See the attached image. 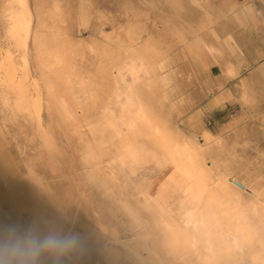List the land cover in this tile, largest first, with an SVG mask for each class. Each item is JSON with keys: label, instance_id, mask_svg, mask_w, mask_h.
Wrapping results in <instances>:
<instances>
[{"label": "rangeland", "instance_id": "374dc122", "mask_svg": "<svg viewBox=\"0 0 264 264\" xmlns=\"http://www.w3.org/2000/svg\"><path fill=\"white\" fill-rule=\"evenodd\" d=\"M74 1L26 0L23 5L19 0H0V64L5 62L6 65L0 76V174L8 176L13 186L9 192L6 191L0 179V202L8 207L15 201L18 206L31 208L25 216H30L29 212L39 205L43 207L41 212L45 217L54 220L51 225L55 228L61 226L63 212L75 213L92 227L93 232L96 231L97 236L100 230L104 231L101 241L106 239L105 235L112 237L115 230L118 232L120 224L124 231L119 235L137 236L139 228L131 227L137 224L120 211L116 202H111L115 206L113 212L121 213V218L110 215L112 210H102L103 192L90 188L86 183L79 184L77 177L83 175L86 178L88 169L81 167V157L84 156L86 161L90 156L88 167L96 172L99 160L93 155L99 154L102 170L116 173V178H112L106 172L104 184L124 193L144 216L155 219L156 210H148L141 192L148 189L179 211L181 203L186 202L190 194L183 190L174 192L166 187L162 171L168 173L171 169L160 168V163L167 162L176 154V150H172L174 147L179 148L188 141L193 149H198L204 146L206 139L203 135L189 132L183 120L174 117L173 105L183 98L178 90L181 83H175V90L169 89L162 82L157 83L156 78L151 79L149 74L144 78L146 83H139L137 88L151 116L147 114V120H139L133 126L137 116L128 109L129 105L126 114V150L128 147L142 150L140 163L133 165L137 172H130L132 165L128 157L124 160L126 168L114 167V164H119L114 161L118 155V137L106 135L107 127L92 131L90 124L106 121L108 127H117L118 113L124 111L116 91L124 88L125 83H114L115 65L124 64L140 54L155 63L154 58H158L159 52L153 50L149 35L156 40L161 35L171 39L173 30L167 18L174 19L188 31H194L203 26L206 19L210 21L206 12L211 16L226 12L227 16L222 17L213 30L217 38L233 36L237 26L230 15V7L252 4L257 14L264 15V0H95L96 11L87 28L82 27L84 24L78 26L72 22ZM80 1L87 6L88 0ZM81 16L80 19H84V15ZM29 19L27 36L21 31L22 36L17 27V35L13 34L15 24L22 26ZM120 50L126 56H119ZM173 52L174 49L168 55L172 56ZM24 56L29 58L28 74L9 65L11 61L21 64ZM126 79L129 81L130 77ZM7 99L11 108H8L10 103ZM37 105L41 107L40 117L30 112ZM135 127L139 128L137 134L133 131ZM225 140L228 147H233V164L229 169L232 166L233 170L241 169L250 162L249 170L241 171L243 177L256 181V187L264 192V153L248 151L246 140ZM113 150L117 153L115 156L112 155ZM109 156L113 157L107 163ZM214 159V155L213 158L202 154L196 157L204 168L211 166ZM32 168L45 192L38 193L27 186L26 177ZM123 173L126 178L120 182L118 176ZM35 183L36 178H33L30 184ZM208 183L212 186L214 181ZM186 185L183 184L182 188ZM94 186L97 188L96 184ZM87 188L90 189L86 191ZM245 198L250 197L246 195ZM214 209L218 212L225 236L236 232L234 220L224 214L227 208L216 205ZM74 217H66L70 218L68 224ZM249 218L253 226L247 238L250 251L264 260V224L253 213ZM9 220H6V225L12 223ZM79 231L78 226L73 230L74 233ZM223 244L229 246V252L233 253L229 241L223 240ZM176 246L181 250L187 248L183 242L176 243ZM251 260L237 254L231 264H249Z\"/></svg>", "mask_w": 264, "mask_h": 264}, {"label": "bare ground", "instance_id": "6f19581e", "mask_svg": "<svg viewBox=\"0 0 264 264\" xmlns=\"http://www.w3.org/2000/svg\"><path fill=\"white\" fill-rule=\"evenodd\" d=\"M19 1L23 5L26 4V0ZM246 9L247 6L240 8L241 11ZM15 27L18 28V32L22 36L24 35L21 31L27 36L30 30V19L25 21L22 26L15 24L12 28V32L17 35ZM2 63L3 64H0V76H2L1 69L6 67L5 62ZM9 65L16 66L18 70L21 69L22 71H25V74L29 73V58L26 56L22 58L21 64H15L11 61ZM154 67L155 64L141 54L132 57L124 64L119 65L117 63L115 65L114 83H125L124 88L121 87L122 89L119 88L116 91L119 99L120 97L125 98V103H122V106H135L137 109V118L132 122L133 126L137 125L139 120H147L142 105L140 103L132 102V100L135 95H138L137 85L139 83H146L144 78L146 75L151 74ZM8 72H10V75L11 71L9 69ZM12 74H14V72ZM127 76L130 77L129 81L126 79ZM5 92L7 93V97H10L6 90ZM6 101L9 102V99ZM11 107L12 105L10 103L8 108ZM30 112H33L40 117L41 107L37 105L35 108H31ZM66 112L69 113V110L66 109ZM100 127L101 125L99 126V129ZM245 130L246 129L239 133V136H237L235 140L240 141L242 139H251V137L247 138ZM205 139L206 143L204 146L199 147L198 149H193L188 141L184 142L179 148L174 147L172 150H176V154L169 160L166 158L168 160L167 162L160 163V168L168 167L171 169L168 173L162 171L166 187L168 186L167 188L174 192L183 190L190 194V198L186 202L181 203L182 207L179 211H175L172 207L166 204L163 199L160 197L158 198L157 195L153 194L148 189L141 192L140 195L144 197L149 208L148 210H156L157 217L155 219L144 216L141 213V209L136 208L131 204L128 198L124 196V193H119L115 187H108L104 184V179L107 175L116 178V173L108 172L105 169L102 170L103 163L100 161L101 156L99 154L93 155L94 158L99 160L97 171L94 172V170L92 171L87 166V178L91 183L96 184V189L98 191L104 193V204L109 203V201L116 202L120 211L124 215L127 214L133 222L137 224H132V229H137L138 227L140 230V234L137 236L119 235V232L116 230L114 231L113 236L111 237L112 241L121 245L127 244L128 248L120 250L111 247L109 251L107 250V252L103 253L106 257L105 259L108 260L107 264H145L144 261L147 259L146 257H153L156 259L157 263L152 260V264H231L232 258L237 254H240L242 257H250L252 260L249 264H264V260L258 254L254 255L251 253L248 245L249 239H247L250 235V233L248 235L249 229L253 228L249 218L250 213H253L254 216L260 219L264 224V192L256 187V181H253L251 185L248 183H241L238 180L239 173L232 174V172H228L223 167L225 164L224 159L216 157V152H214L216 147H220L221 149L225 147L226 140L223 137H215L208 132ZM141 151L134 149L133 147H128L127 150L119 153L114 158V161L116 163L118 162L120 167H122L124 166L125 158L128 157V160L132 165L130 172L135 174L137 171L133 165L140 163ZM85 154L86 152L84 155ZM199 154H202V156H210V158H213L214 155L216 159H214L213 162L211 161V166L207 165L208 168H204L202 162L200 163L199 161H196V157L199 156ZM91 159L89 156L87 163L85 162V164L89 165ZM33 178H36V183L31 186L30 182ZM0 179L4 189L9 192L13 187L10 178L4 174H0ZM212 181H214V183L210 186L208 182ZM185 183L187 185L182 188V185ZM1 184L0 187L2 189ZM26 184L35 192H40V182L33 168L26 177ZM119 186L122 188L121 185ZM32 190L30 192H32ZM246 195L250 198H245ZM25 203L26 202H23V204ZM20 204H22V202ZM216 205H222L227 208L224 214L231 216L230 218L234 220L236 232L225 236L221 231L222 225L220 224V219L217 217L218 212L214 209ZM29 209L31 208L20 205L18 206L15 201H13L8 207L0 202V226L6 225V220L14 217L18 223L25 221L27 226L36 224L41 229L53 227L51 221H49L44 213L41 212L43 207L38 205L34 211L29 212L30 217L28 218L25 216L28 212H25L29 211ZM117 221L118 223L120 222L119 220ZM78 224H81V222L76 221V217H74L73 222L64 225L61 230L64 232H73L75 226L77 228ZM102 233H104V231L101 230L99 236H97L95 231L89 237V240L95 239L101 241V235L104 236ZM76 234H78L82 240V234H80V231L76 232ZM223 240L229 241L233 253L229 252V246H224ZM180 242H183L187 248L182 250L178 249L176 243ZM89 262L90 261H88V263ZM51 263L52 262H50V264Z\"/></svg>", "mask_w": 264, "mask_h": 264}, {"label": "crops", "instance_id": "0c3cea01", "mask_svg": "<svg viewBox=\"0 0 264 264\" xmlns=\"http://www.w3.org/2000/svg\"><path fill=\"white\" fill-rule=\"evenodd\" d=\"M75 2L76 4L71 6V11L75 9V12H72V22L74 21L78 26L84 24L82 27L87 28L86 25L90 24L93 13L96 11L95 0L86 1V7L83 1L75 0ZM244 6H247V9L241 11L240 8ZM229 12L237 29L233 36L222 38H217L213 29L222 17L227 16L226 12H221L216 16H211L206 12V18L208 16L210 21L206 19L205 24L194 31H188L176 24L174 19L169 20L167 18V23L170 24L169 27L173 30L171 39L167 35H161L156 40L154 36L149 35L154 46L153 50L159 52L158 58H154L155 67L151 72V79L156 78L157 83L162 82L163 86L173 90L177 88L175 83H181L178 85V90L182 92L183 98L179 100L178 104L173 105L174 117L182 119L185 127L190 130L189 132L203 135L204 138L209 132L215 137L228 138L231 141L246 129L247 138L251 137V139L242 140H246L248 151L264 153V15L257 14L252 4L242 5L241 7L232 5ZM81 15H84V19H80ZM173 49V55H168ZM161 54L162 56H160ZM119 56H126V53L120 50ZM167 90L164 91L167 94L166 97L169 98L168 95L170 94ZM139 92L138 95L133 97L132 102L140 103L147 115L149 111ZM244 96L246 99H243ZM124 99V97H120L118 102L125 103ZM128 109L136 115L137 109L135 106ZM119 114L117 127H108L103 119L101 123L97 121L96 124L95 122L90 124L92 125V131L99 129L101 125L103 130L107 127L106 135L118 137V154L126 150L127 107ZM133 131L137 134L139 128L135 127ZM228 146L229 143L223 149L216 147L215 156L224 159L225 164L223 167L228 172H232V174L239 173L238 180L241 183H252L253 181L250 180L245 181L243 174H240L242 169L249 170L250 162L241 169L233 170V166L229 169L233 164V147ZM117 153L113 150L112 155L115 156ZM113 156L108 157L107 163H110V158ZM84 159V156L80 159L83 168L88 166L85 164L87 159L86 161ZM108 167L111 166L108 164ZM114 167H120V164H114ZM126 167L124 165V168ZM124 173L119 174L118 181H125ZM77 178L81 186L86 183L90 188L92 186V189L96 190L87 175L86 178L83 175ZM39 186V193L46 191L41 185ZM90 188H87L86 191ZM103 200L105 202V197ZM104 202L102 210L109 209L110 212L112 210L110 215L121 218V213L113 212L115 206L113 207L110 201L106 204ZM73 215L77 218L76 221L83 222V224L77 225L83 241L81 240V247L71 256L66 257L62 264H95L96 261V264H107L108 260L101 253L109 251L111 247L120 250L128 248L127 244L121 245L112 241V238L108 236L109 234L107 237L105 235L106 239L102 241L89 240V237L94 233L92 227L75 213L63 212L61 216L62 224L56 228L63 229V226L68 224ZM66 217L70 218L67 219ZM9 221H12L10 224L27 227L25 221L18 223L14 217L13 219L10 218ZM122 227L121 224L117 226L118 232L124 231ZM146 258L145 264H152V260L157 263L153 257ZM88 261L90 262L88 263ZM50 262L53 264L51 259H45L41 264H50Z\"/></svg>", "mask_w": 264, "mask_h": 264}, {"label": "clouds", "instance_id": "9594fccd", "mask_svg": "<svg viewBox=\"0 0 264 264\" xmlns=\"http://www.w3.org/2000/svg\"><path fill=\"white\" fill-rule=\"evenodd\" d=\"M80 247L78 234L55 227L41 229L36 224L0 226V264H41L45 259L62 264Z\"/></svg>", "mask_w": 264, "mask_h": 264}]
</instances>
